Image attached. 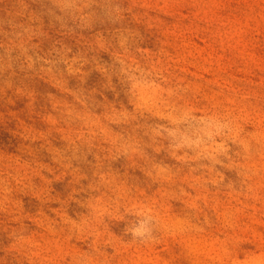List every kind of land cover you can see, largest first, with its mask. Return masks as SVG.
Returning <instances> with one entry per match:
<instances>
[{
    "label": "rangeland",
    "instance_id": "obj_1",
    "mask_svg": "<svg viewBox=\"0 0 264 264\" xmlns=\"http://www.w3.org/2000/svg\"><path fill=\"white\" fill-rule=\"evenodd\" d=\"M0 264H264V0H0Z\"/></svg>",
    "mask_w": 264,
    "mask_h": 264
}]
</instances>
